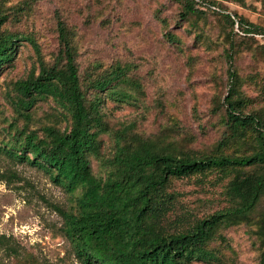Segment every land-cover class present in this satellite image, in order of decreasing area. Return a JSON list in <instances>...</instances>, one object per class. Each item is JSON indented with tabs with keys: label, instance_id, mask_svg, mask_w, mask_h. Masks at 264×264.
Returning a JSON list of instances; mask_svg holds the SVG:
<instances>
[{
	"label": "rangeland",
	"instance_id": "obj_1",
	"mask_svg": "<svg viewBox=\"0 0 264 264\" xmlns=\"http://www.w3.org/2000/svg\"><path fill=\"white\" fill-rule=\"evenodd\" d=\"M213 1L264 27L260 0H243V5L235 0ZM2 2L10 10L4 26L29 36L38 52L30 41L21 40L10 64L0 69V141L10 140L7 130L12 122H22L15 120L11 82L32 67L36 71L38 55L46 62L52 60L60 46V21L75 49L79 72L128 63L129 74L140 83L134 99L103 100L109 129L99 135L101 158L90 157L93 172L102 173L105 161L101 159L112 150V131L121 126L144 136L166 137L176 149L190 154L209 153L215 148L226 152L247 148L242 146L243 141L228 140L219 146L217 142L227 127L222 122L223 106L213 109V105L226 92V52L230 51L239 77L238 89L246 98L244 110H264V37H237L218 14L208 9L184 17L180 0ZM20 5L23 7L19 10ZM164 30L174 33L178 43L167 40ZM54 111L50 100L36 101L29 126L51 122ZM250 136L247 131L244 140ZM0 174V233L16 250L13 253L0 247V264H81L61 233V217L54 209L55 204L71 207L73 193L53 182L43 169L4 153L0 154ZM225 180L218 179L213 171L171 179L167 190L173 192L175 205L168 218L183 213L192 220L226 206ZM262 211L264 196L248 222L220 228L223 239L209 242L217 259L192 260L190 264H256L261 249L256 220Z\"/></svg>",
	"mask_w": 264,
	"mask_h": 264
},
{
	"label": "trees",
	"instance_id": "obj_2",
	"mask_svg": "<svg viewBox=\"0 0 264 264\" xmlns=\"http://www.w3.org/2000/svg\"><path fill=\"white\" fill-rule=\"evenodd\" d=\"M235 1L244 4L243 0ZM260 1L264 5V0ZM180 2L184 17L208 9L222 18L231 34L245 39L264 37L263 26L216 1ZM7 7L0 0V69L10 64L21 40L30 41L38 52L29 36L4 26L10 18ZM163 34L178 43L171 31ZM57 36L60 46L52 60L46 62L38 55L37 70L32 67L11 82L15 120L22 122L9 125L11 138L0 141V154L43 169L53 182L73 193L71 207L55 204L54 209L61 217V233L81 264H190L192 260L217 259L209 242L223 239L220 228L248 222L264 196V110H244L246 98L238 89L239 77L230 51L226 52V92L213 105V109L223 106L222 122L227 127L217 143L243 141L242 146L248 145L245 150L215 148L209 153L190 154L176 149L166 137L144 136L121 126L112 131V150L101 159L105 165L97 174L90 157L101 158L99 135L109 129L103 100L134 99L140 83L129 74L128 63L79 72L75 49L60 21ZM44 99L53 103L55 118L30 127L34 104ZM247 131L251 136L244 140ZM208 171L216 172L218 179L226 178L227 205L192 220L183 213L168 218L175 205L173 192L167 190L170 180ZM260 213L256 233L261 249L256 264H264V211ZM0 247L16 251L3 233Z\"/></svg>",
	"mask_w": 264,
	"mask_h": 264
}]
</instances>
